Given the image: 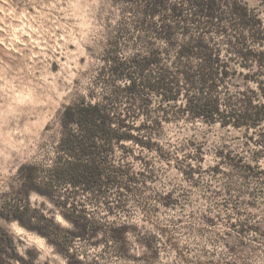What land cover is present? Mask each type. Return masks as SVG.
<instances>
[{
	"label": "rangeland",
	"instance_id": "1",
	"mask_svg": "<svg viewBox=\"0 0 264 264\" xmlns=\"http://www.w3.org/2000/svg\"><path fill=\"white\" fill-rule=\"evenodd\" d=\"M149 1L0 0V206L28 212L26 224L0 218V228L20 264H264V119L227 117L264 106V0H213V16L191 0L149 14ZM198 37L226 71L199 95L217 99L216 120L187 113L185 96L165 100L141 83L126 91L174 70L177 49ZM153 51L158 64L140 75L134 64ZM81 102L132 137L81 157H104L108 180L87 188L52 177L77 157L58 140L63 111Z\"/></svg>",
	"mask_w": 264,
	"mask_h": 264
},
{
	"label": "trees",
	"instance_id": "2",
	"mask_svg": "<svg viewBox=\"0 0 264 264\" xmlns=\"http://www.w3.org/2000/svg\"><path fill=\"white\" fill-rule=\"evenodd\" d=\"M149 2L152 7L149 14H153L154 7L161 6L163 0H150ZM191 2L200 11L213 16L212 14L215 12L213 0H191ZM170 8L172 14H180L177 6ZM233 11L238 12L235 7ZM170 29L171 26L168 25L167 31L169 32ZM164 38L169 42L167 36ZM212 50L208 41L204 38L198 37L194 39L193 43L185 41L174 55L176 63L174 70H171L170 67L160 68V71L150 79L140 76L138 81L130 80L129 84L125 87L126 91L134 93L137 85L141 83L152 92L162 95L165 100L177 102L181 97L185 96L183 109L187 113L195 117L214 121L218 118V115H221L217 99H199L201 92L213 90L224 74H226V71L216 70L217 57ZM244 55L247 54L244 53ZM194 56H200L201 63L197 68L190 69L191 67L187 61L190 57ZM158 62L159 54L153 51L143 61L140 60L134 65L141 75L147 66L157 65ZM184 85L189 89H195V93L198 96L186 97V91H182ZM249 103L252 106L251 101ZM222 116L225 117L223 114ZM62 117L63 128L67 129V131H60L58 146L63 152L77 157L75 159L69 158L63 166L53 168L52 171L54 173L52 177L54 180H59L72 186L83 184L85 188L102 181L106 182L108 179H104L105 176L101 169L104 157H88L87 159H81V157L105 152L106 149L103 146L109 145L112 142H122L123 140L132 138L131 135L124 132L110 131L111 127L108 124L106 113L98 103L81 102L73 104L65 108ZM227 117L233 119L231 122L234 126H241L243 124L255 125L264 119V106L262 104L254 105L253 110H248L237 115L229 114ZM225 122L227 123V121H223L222 124H225ZM73 126L85 131H72ZM35 190L49 196L47 190H40L36 187ZM27 214V209L24 210L21 205L2 204L0 206V218H4L7 221L16 220L20 224H26L22 218ZM30 216L28 215V217ZM53 227L55 226L53 225ZM37 232L45 235L49 240L50 233ZM56 236L58 235L55 233V237L54 235L53 237L56 239ZM9 253L12 254L10 255L11 258L15 260L8 259ZM22 262L24 260L16 252L12 234L0 228V264H20Z\"/></svg>",
	"mask_w": 264,
	"mask_h": 264
}]
</instances>
